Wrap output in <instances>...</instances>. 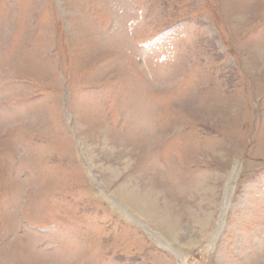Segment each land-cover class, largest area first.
<instances>
[{"label":"rangeland","instance_id":"obj_1","mask_svg":"<svg viewBox=\"0 0 264 264\" xmlns=\"http://www.w3.org/2000/svg\"><path fill=\"white\" fill-rule=\"evenodd\" d=\"M0 264H264V0H0Z\"/></svg>","mask_w":264,"mask_h":264},{"label":"bare ground","instance_id":"obj_2","mask_svg":"<svg viewBox=\"0 0 264 264\" xmlns=\"http://www.w3.org/2000/svg\"><path fill=\"white\" fill-rule=\"evenodd\" d=\"M127 196H128V199H129L130 201H132L134 205H135L136 203L140 204L139 201H140V199L142 198V194H141V193H139V194H134V193L132 192V193L128 194ZM141 200H142V199H141Z\"/></svg>","mask_w":264,"mask_h":264}]
</instances>
